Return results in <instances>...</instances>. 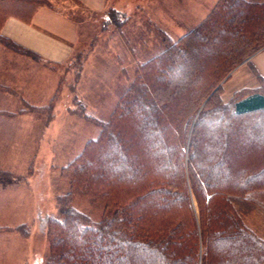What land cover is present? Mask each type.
Instances as JSON below:
<instances>
[{"label": "trees", "instance_id": "obj_1", "mask_svg": "<svg viewBox=\"0 0 264 264\" xmlns=\"http://www.w3.org/2000/svg\"><path fill=\"white\" fill-rule=\"evenodd\" d=\"M162 39L57 167L66 190L53 192V214L37 211L43 264L264 263V241L233 203L259 205L248 193L264 190V91L228 103L218 86L264 45V1L217 0ZM83 199L101 205L98 218L75 206Z\"/></svg>", "mask_w": 264, "mask_h": 264}, {"label": "rangeland", "instance_id": "obj_2", "mask_svg": "<svg viewBox=\"0 0 264 264\" xmlns=\"http://www.w3.org/2000/svg\"><path fill=\"white\" fill-rule=\"evenodd\" d=\"M212 7V0H105L102 12L100 10L84 14L86 19L82 15L75 16L78 21V38L74 47L75 53L70 56L73 58L71 68L69 71L56 70L54 74L62 84L66 77L71 75L72 78L64 83L70 91L74 89L75 95H71L67 101L61 99L59 105L53 102L52 98L51 102L46 104L33 103L27 104L30 107H26L15 102L14 107H8L6 110L0 108V114H5L0 117V121L10 125L16 122L18 125L19 129H16L14 137L19 142L25 143L28 138L22 131L26 124L46 126V133L44 132L42 141L35 147V156L28 158L29 165L26 169L20 165L16 166L13 159L21 146L17 148L7 142H0V162L3 163L0 166V264H3V250L5 253L10 248L9 250L16 252L17 245L13 243L17 240H27L25 264H43L47 242L39 219L42 215L55 212L53 194L66 190L63 184L60 185L56 175L57 167L65 163L81 148L87 138L96 133L88 118L101 119L109 113L119 94L130 82L134 68L161 51L162 35L174 40L179 39L196 27ZM105 16L108 20H105ZM1 41L4 42L0 39V44ZM263 46L234 66L218 84L221 87L222 101L230 103L235 97L253 91H264L262 76L249 61ZM58 90L59 84L56 92ZM54 96L56 97L55 93ZM10 116L14 119L8 120ZM12 130L9 129L8 137L13 134ZM29 137L34 138V135ZM49 146L54 154L52 165L55 167L48 166L51 162L46 163L50 160ZM5 150L9 156L7 159L2 158ZM29 175L32 180L27 182L24 179ZM49 188L53 191H49ZM11 192L13 200L5 198ZM15 194L22 197L17 199ZM248 194V198L257 200L259 205L250 200L246 203L243 200H235L234 208L255 235L264 241V190ZM6 199L21 205L30 202L31 206L24 214L19 209L17 216L5 215L2 213V205ZM75 206L93 220L98 218L102 211L101 205L87 199L76 202ZM37 211L42 215L38 216ZM23 222L26 224L20 226L19 230L13 229ZM1 226H10L13 230H2L6 228ZM7 240L13 243L7 244ZM19 249L20 247L17 252ZM11 262L18 263L15 254L14 261Z\"/></svg>", "mask_w": 264, "mask_h": 264}, {"label": "crops", "instance_id": "obj_3", "mask_svg": "<svg viewBox=\"0 0 264 264\" xmlns=\"http://www.w3.org/2000/svg\"><path fill=\"white\" fill-rule=\"evenodd\" d=\"M216 1L212 0V6ZM247 1L262 2L264 0ZM103 2L105 0H0V39L4 40L0 44V108L6 110L8 107H14L15 102L26 107L29 106L27 104L33 103L46 104L51 102L52 98L53 102H57L59 105L58 102L61 99V101H67L71 95H75L74 89L72 88L71 92L67 88V84L64 83L72 78L71 75H68L62 84L54 74L56 70L69 71L71 68L73 58L71 59L70 56L75 53L74 47L78 38V21L75 16L82 15L86 19L84 14L100 12V10L102 12ZM105 20H108L107 16H105ZM263 54L264 46L254 53L249 61L264 79ZM58 84L59 90L56 92ZM69 93L70 95H68ZM1 116L4 117L5 114L1 113ZM20 117L21 115L18 116V120ZM7 119L13 120L14 117L10 116ZM0 120L2 119L0 118ZM12 125L0 121V142H7L13 147L21 146L19 153L12 158L15 160L16 166L20 165L26 169L29 165L27 164L28 158L35 156V147L42 141L41 137L44 132L46 133V126L38 125L36 127L33 125V127L26 124L22 131L28 135V138L24 141L25 143H22L14 137L16 129H19L18 125L16 122H12ZM10 128L13 129V134L9 133L11 136L8 137ZM29 135H34V138H30ZM24 145L26 146L23 147ZM48 149L50 150V160H47L46 163L51 162L48 164L50 166L53 163L54 154L50 146ZM7 150L2 158L9 157L6 154ZM2 164L0 162V166ZM4 165L6 166V164ZM12 170L14 172V169ZM24 180L30 182L32 178L29 175ZM49 191H51L50 188ZM15 195L17 199L22 197ZM5 198L13 200L12 192ZM30 206V202L27 205H21L6 199L2 205V213L17 216V210H22L21 212L24 214ZM25 224L26 222L18 224L13 229L16 230ZM1 228H6L2 229L6 231L12 229L10 226H1ZM26 241L17 240L16 243H13V241L7 240V244L13 243L17 245V248L13 246L15 253L14 250H9L10 248L5 253L3 250L2 263L14 264L11 261H14L15 254L17 264H25L28 252Z\"/></svg>", "mask_w": 264, "mask_h": 264}, {"label": "water", "instance_id": "obj_4", "mask_svg": "<svg viewBox=\"0 0 264 264\" xmlns=\"http://www.w3.org/2000/svg\"><path fill=\"white\" fill-rule=\"evenodd\" d=\"M210 95H211V94H210ZM210 95H209V96H210ZM209 96H208V97H209ZM208 97H207V98H208ZM207 98H206V99H207ZM205 101H206V100H205ZM205 101H204V102H205Z\"/></svg>", "mask_w": 264, "mask_h": 264}]
</instances>
